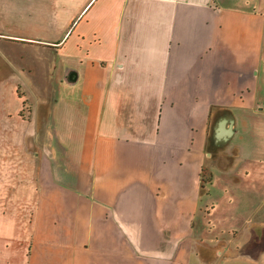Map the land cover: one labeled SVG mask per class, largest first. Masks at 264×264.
Returning a JSON list of instances; mask_svg holds the SVG:
<instances>
[{"label": "crops", "instance_id": "obj_1", "mask_svg": "<svg viewBox=\"0 0 264 264\" xmlns=\"http://www.w3.org/2000/svg\"><path fill=\"white\" fill-rule=\"evenodd\" d=\"M238 2L0 0V264H264V222L207 220L264 190V0Z\"/></svg>", "mask_w": 264, "mask_h": 264}, {"label": "rangeland", "instance_id": "obj_2", "mask_svg": "<svg viewBox=\"0 0 264 264\" xmlns=\"http://www.w3.org/2000/svg\"><path fill=\"white\" fill-rule=\"evenodd\" d=\"M239 2L235 4V6L241 9H256V4L254 2H250V0H238ZM252 1V0H251ZM51 6V4H49ZM40 7V6H38ZM38 9V8H37ZM258 9H264L263 4L261 3L258 6ZM61 25H65L63 22L62 16L59 15H50L48 20L42 21V29L48 30L49 35L44 36V38L51 39L50 37L54 34L57 29L61 27ZM35 27V26H34ZM15 28V27H14ZM26 28V27H25ZM16 29H18L16 27ZM27 29V28H26ZM25 29V30H26ZM29 33H32L31 30H26ZM53 58V54L50 53L49 59ZM25 89H27L25 87ZM22 87L18 88V93L22 95L23 91ZM28 91L30 92V97L32 101L25 100L24 101V116L30 115V112L35 108H38V122H37V132L34 136L33 141V149L37 150L40 137H41V130L42 124L45 115V105L40 104L38 98L40 94L37 93V86L30 85L28 87ZM227 198H221L218 206L214 211L207 217L209 221H215L217 225H221L224 228L229 227L230 225L237 224L241 225L242 223H251V222H264V190H256L254 191L251 196L244 191L236 192L235 195L232 197V207L230 208L227 206Z\"/></svg>", "mask_w": 264, "mask_h": 264}]
</instances>
